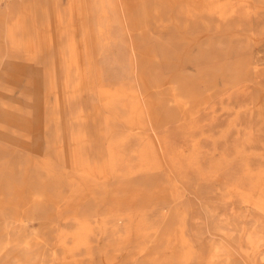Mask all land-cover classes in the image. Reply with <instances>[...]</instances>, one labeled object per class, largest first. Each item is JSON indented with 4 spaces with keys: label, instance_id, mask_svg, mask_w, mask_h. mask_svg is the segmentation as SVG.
<instances>
[{
    "label": "rangeland",
    "instance_id": "1",
    "mask_svg": "<svg viewBox=\"0 0 264 264\" xmlns=\"http://www.w3.org/2000/svg\"><path fill=\"white\" fill-rule=\"evenodd\" d=\"M0 264H264V0H0Z\"/></svg>",
    "mask_w": 264,
    "mask_h": 264
}]
</instances>
